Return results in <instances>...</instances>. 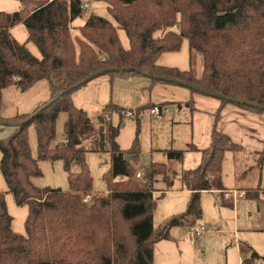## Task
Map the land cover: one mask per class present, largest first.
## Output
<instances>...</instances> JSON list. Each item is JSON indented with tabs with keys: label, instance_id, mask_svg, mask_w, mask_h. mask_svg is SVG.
I'll list each match as a JSON object with an SVG mask.
<instances>
[{
	"label": "trees",
	"instance_id": "trees-1",
	"mask_svg": "<svg viewBox=\"0 0 264 264\" xmlns=\"http://www.w3.org/2000/svg\"><path fill=\"white\" fill-rule=\"evenodd\" d=\"M104 1L117 24L91 14L79 27L80 36L73 35L72 24L84 13L82 0H21L20 11L0 12V110L3 91L9 86L27 91L47 80L52 92L50 100L32 114L4 118L0 113V123L15 127L11 136L0 139V170L16 204L29 206L26 233H16L5 193L0 192V264H154L155 244L170 238V229L183 225L188 217H201L202 192L225 189V154L240 151L242 145L214 129L209 147L189 145L188 150L201 151L202 157L196 168L181 174L182 184L191 193L186 211L155 232L153 214L162 196L156 195L153 183L160 176L166 180L172 169L169 164L151 163L145 170L146 182L135 178L138 137L128 151L117 138L127 113L132 112L139 121L145 110L157 106L127 109L110 102L104 113L117 112L119 123L106 122L97 130L88 113L73 100L81 82L92 74L116 69L108 73L112 79L148 74L153 82H163L155 77H167L191 84L193 92L222 95L227 98L224 103L264 113V0ZM19 23L25 24L28 42L39 48L41 57L10 34ZM177 23L179 32L155 36L158 30ZM119 29L126 32L128 47ZM184 38L189 41L190 68L160 65V55L179 50ZM198 55L203 66L200 78L195 70ZM62 112L68 113L65 141L53 145ZM31 127L37 134L38 159L29 143ZM91 138L92 151L110 153L111 169L105 176L107 193L94 197L89 206L81 195L93 190L83 147ZM186 151L169 149L165 153L170 163H177L184 160ZM128 154L133 155L131 161L126 160ZM40 159L63 161L69 190L34 185L32 178L42 175ZM258 160L262 167L264 148ZM73 162L79 164V171H72ZM121 176L127 180L117 181ZM261 260L264 256L252 251L243 264Z\"/></svg>",
	"mask_w": 264,
	"mask_h": 264
},
{
	"label": "rangeland",
	"instance_id": "rangeland-1",
	"mask_svg": "<svg viewBox=\"0 0 264 264\" xmlns=\"http://www.w3.org/2000/svg\"><path fill=\"white\" fill-rule=\"evenodd\" d=\"M90 2L96 15L106 17L115 25V18L109 12V5L104 0H82ZM21 0H0V12H16L21 10ZM85 11L73 22V35L80 36L79 25L89 16ZM179 21V19H178ZM180 31V24L158 30L156 37H164L168 31ZM12 34L18 42L28 40L29 33L24 23L13 27ZM123 44L128 47V38L123 29H119ZM30 51L41 57L39 48L28 42ZM160 65L177 67L188 70L189 41L183 39L177 51L163 52L158 60ZM195 70L200 78L203 71L201 55L195 57ZM193 93L180 85L153 82L146 76H119L113 79L110 74L96 77L73 93V100L77 107L84 109L90 116L97 130L106 122L118 125L119 116L105 114V106L113 102L127 109L141 105L161 106L162 114H155L152 108L145 110L137 121L132 112L127 113L125 122L121 125L117 138L124 151L132 148L134 140H139V156L134 161L137 172L150 167L151 163L169 164L170 174L164 179L160 176L153 186L158 200L154 210V229L158 232L173 217L179 216L187 209L191 193L182 184L181 174L188 169L198 166L196 160L188 155L182 162L170 163L166 150L184 149L187 154L190 144L200 147L210 123L211 114L208 111L207 100L216 98L204 97ZM197 96L205 101L198 102ZM52 92L47 80L37 82L27 91L16 86H9L3 91L0 113L4 118H15L18 115L32 114L43 102L50 100ZM196 97V99H195ZM193 100V109L189 102ZM200 105V106H199ZM68 113L62 112L57 120L56 138L53 145L65 141L64 125ZM102 117L105 122L102 124ZM15 127L0 124V139L12 135ZM96 137V136H95ZM94 138L84 141L86 160L93 177V192L89 193V206L94 197L107 193L108 186L105 176L111 169L110 153L91 150ZM244 150L227 151L223 161V181L227 190L243 189L244 195L235 201L227 200L220 191H203L201 205L203 214L200 218L190 217V221L208 227L205 235L188 239L186 237L187 224L174 226L170 229V238L159 240L155 244L154 264H242L243 259L249 257L252 251L264 256V162L259 165L258 154L255 152L259 143L250 137H243L239 141ZM29 143L34 158L38 159V140L34 127L29 129ZM258 150V149H257ZM2 153L0 151V161ZM149 157V158H148ZM39 166L42 175L32 178V182L39 188L52 187L69 190L68 173L64 169L62 160L40 159ZM72 171L80 170L79 164L73 162ZM187 169V170H188ZM174 172V173H173ZM136 178V175H135ZM126 177H119L117 181H125ZM146 182L145 176L142 178ZM173 183V184H172ZM8 186L0 170V192L5 193L8 210L13 216V229L16 233H26V220L29 214L27 204L19 206L14 196L7 193ZM88 194H82V198ZM232 202L234 204H227ZM264 264V260L258 261Z\"/></svg>",
	"mask_w": 264,
	"mask_h": 264
},
{
	"label": "crops",
	"instance_id": "crops-1",
	"mask_svg": "<svg viewBox=\"0 0 264 264\" xmlns=\"http://www.w3.org/2000/svg\"><path fill=\"white\" fill-rule=\"evenodd\" d=\"M82 3H85V2L82 1ZM88 3L90 4L89 5V8H90L91 7V3L90 2H88ZM21 5H22V2H21ZM89 10L91 11V12H89L90 15L91 14H96L95 12H93V10H91V9H89ZM1 12H5V11H1ZM83 14H85V10H84ZM88 17L89 16H87L85 18L84 23L86 22ZM77 19L78 18H76L74 21H76ZM82 25H79V27H81ZM79 27H78V31H79ZM12 30H13V27L10 29V34L14 38V36L12 34ZM23 43H27V45H28V40L23 42ZM187 89H189V88H187ZM189 90L191 92H193L191 89H189ZM193 93H195V94L198 93L197 95L204 96V97H212L213 99L216 98V97H214L212 95H209V94H206V93H201V92H193ZM200 96H197V99H198L197 103L205 101ZM195 99H196V97H195ZM190 102L192 103L191 107L193 109H196L194 107V105H193L194 101L191 100ZM207 105H208V108H207L208 111L207 112L209 114H211L210 123H209V125L207 127L206 135H205V137L203 139V144L199 148L200 149H204V148L209 147V145L211 143L212 131L214 129H217L220 132L225 133V134L229 135L230 137H232V139L238 144H240V143L237 142V141H239L243 137H250V139L254 140V142L257 141V143H259V147H257L258 150L256 149L255 152L258 154V158H259V152L262 151L263 148H264V113H256V112L247 110V109L242 108L239 105L234 104L232 102L224 103L219 98H216L215 100H207ZM159 108H162V107L160 106ZM104 122H105V119L103 117L102 124ZM3 125H5V124H3ZM240 145H242V144H240ZM244 149L245 148L242 145V149L241 150H244ZM188 151L191 154L185 153L184 159L186 157H188V155H191V158H193L194 161L196 160V162H197L196 164L199 165L200 162H201V157H202L201 151H198V150H195V151L188 150ZM187 169L188 168H186L185 170H187ZM223 183H224V181H223ZM224 187H225L224 191H220L223 194V196H224L226 191H230V190H227V187L225 185H224ZM238 190H243V189H238ZM214 191H219V190H214ZM7 193H10V192L7 191ZM92 193H94V192L92 191ZM10 194H12V193H10ZM227 203H229V205L230 204H234L232 202H227ZM202 214H203V209H202ZM190 217H192V216H190ZM190 217H188L185 220L183 225H186V224L188 225L190 223H194L195 222V221H190L191 220ZM242 264H243V261H242Z\"/></svg>",
	"mask_w": 264,
	"mask_h": 264
},
{
	"label": "built area",
	"instance_id": "built-area-1",
	"mask_svg": "<svg viewBox=\"0 0 264 264\" xmlns=\"http://www.w3.org/2000/svg\"><path fill=\"white\" fill-rule=\"evenodd\" d=\"M89 3L85 2L81 4V7L83 10L88 11L89 10ZM89 12H91L89 10ZM163 109H159L158 107H155L152 112L155 114H162ZM145 170H140L137 172L136 177L137 178H143L144 174H145ZM245 192L243 190H233V191H226L224 196L227 200H231V201H235L236 199H238L240 196L244 195ZM90 199V196L87 195L86 197H84V202H88ZM208 230V227L205 225H201V224H197V223H190L187 225V231H186V237L188 239H194V238H198L202 235H204L206 233V231Z\"/></svg>",
	"mask_w": 264,
	"mask_h": 264
},
{
	"label": "water",
	"instance_id": "water-1",
	"mask_svg": "<svg viewBox=\"0 0 264 264\" xmlns=\"http://www.w3.org/2000/svg\"><path fill=\"white\" fill-rule=\"evenodd\" d=\"M128 70H131V68H128ZM113 71H116V69H103V70H100V71L96 72L95 74H92L91 76L87 77L85 80H83L81 82L80 85H85L86 83H88L89 81L95 79L96 77L108 74V73L113 72ZM145 76L149 77V78H152V76L148 75V74L145 75ZM155 78L158 79V80H161L163 82H166V83H172V84L180 85V86H183V87H187L189 89H194V86H192L191 84L182 82V81H177V80H174V79H171V78L161 77V76H156ZM214 97L219 98L221 100L227 99V98H225L222 95H215ZM159 109H162V108H159ZM101 119L103 120V117ZM1 124L9 125V124H7L5 122H2ZM10 125L13 126V124H10ZM132 157H133V155L128 154V155H126V160L127 161H131Z\"/></svg>",
	"mask_w": 264,
	"mask_h": 264
}]
</instances>
